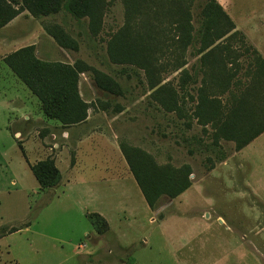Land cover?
I'll list each match as a JSON object with an SVG mask.
<instances>
[{
	"label": "rangeland",
	"instance_id": "rangeland-1",
	"mask_svg": "<svg viewBox=\"0 0 264 264\" xmlns=\"http://www.w3.org/2000/svg\"><path fill=\"white\" fill-rule=\"evenodd\" d=\"M106 1L96 35L91 34L86 18L77 21L64 11L33 15L29 6L39 8L37 0H0V27L5 25L1 23L9 14V6L19 11L16 16H21L5 34L23 36L34 28L45 32L48 26L62 39L69 36L66 42L70 47L62 48L84 65L81 79L83 83H93L96 91L92 103L105 106L108 115L122 108L114 121L117 141L141 147L159 164H189L192 184L175 198L162 196L154 210L145 202L136 181H128L123 185L127 196L110 203L112 209L117 208L109 213L110 230L105 238L97 236L84 208L103 207L107 202L86 206L77 198H58L59 189L55 193L41 192L27 168V162L36 159L32 153L35 150H40L42 158L54 156L61 149L64 138L60 132L64 129L52 131L58 133L54 139L43 137V129L37 124L6 108L3 87L7 81L1 79L0 264H264V132L239 151L234 150L231 141L213 142L209 120L216 110L214 99L224 101L227 95L221 94L217 72L212 73L211 81L208 71L205 87L200 83V55H196V49L204 7L209 0L191 2L194 40L184 53L177 42L179 30L173 18L161 13L155 19V5L150 0L140 5L143 13L139 15L133 14V0ZM217 1L239 34L223 43L229 48L220 46L215 52L228 49L240 53L250 47L264 57V0ZM147 21L157 30L153 31L157 36L155 48L149 35L142 33L147 30ZM136 31H141V38L135 36ZM46 32L53 40H43L40 51L56 44L57 50H46L49 58H63L58 51L61 46ZM115 34H120L126 43L117 46L114 40L111 58L107 44ZM179 59L186 62L188 76L173 71ZM249 59V54L240 56L241 69L235 79H247L243 73ZM97 73L110 76L112 94L96 85ZM172 91L181 110L171 111L166 105ZM33 98L38 103L34 95ZM25 142L37 149L30 152ZM54 143L58 146L54 147ZM110 154L117 159L114 152ZM69 157L72 160L73 153H64L65 165L59 164L61 170H65ZM132 212L134 219L128 215Z\"/></svg>",
	"mask_w": 264,
	"mask_h": 264
},
{
	"label": "trees",
	"instance_id": "trees-1",
	"mask_svg": "<svg viewBox=\"0 0 264 264\" xmlns=\"http://www.w3.org/2000/svg\"><path fill=\"white\" fill-rule=\"evenodd\" d=\"M133 1L136 2L133 7V14H142L140 5L147 0ZM37 2H39V8L34 4L29 6L33 15H49L64 11L77 21L86 18L92 35L98 33L107 5L106 0H37ZM42 2H46V5H43ZM191 2L192 0H150V3L155 5L153 7L155 19L161 13L173 18L175 28L179 30L177 42L179 40V48L182 53L194 40L193 33H191ZM6 7L9 14L4 18L1 25L6 24L19 12L15 8ZM141 22H143L142 25L146 24V21ZM152 26L151 21H147V30L142 31V33L149 35L150 44H154L153 48H155L157 47V36L153 34V31L157 32V30ZM137 29L138 27H136ZM46 31L51 33L61 47H70L66 42L69 36L67 39H62L48 29V26ZM198 32L197 41L199 45L196 49V55H200L198 58L199 70L202 73L200 83L202 87H205L208 71L211 81L212 73L217 72L222 84L221 94L227 95L224 101L214 99L217 100L216 110L209 120L213 130V142L217 144L219 139L231 141L234 150L239 151L264 132V57L256 49L250 47H245V51L240 53L228 49L226 52H215L216 48L220 46L221 49L229 48L223 43L229 42L239 34L233 20L217 0H209L204 7L203 20ZM142 33L136 31L135 36L141 38ZM114 40L117 42L116 45L119 44L117 46L126 43L120 34H115L107 44V53L111 58H113ZM141 40L138 39L137 42H141ZM138 46L137 44L136 48ZM244 54H249L250 59L243 73L247 79L242 82L240 77L237 79L235 77L241 69L240 56ZM3 60L31 92L39 98L42 109L47 116L58 119L63 126L75 124L86 118L90 103L81 99L77 87L79 73L85 71L82 63L74 61L73 64H69L42 59L37 56L35 45H27L10 52ZM185 64L184 60H177L173 65V71L179 70L181 75L188 76L184 67ZM195 80L193 78V82ZM108 81L110 82L111 79L106 73L95 75L96 85L105 93L112 94L113 89L109 87ZM157 84H153L151 88ZM171 93V101L165 104L169 106L171 111L181 110L182 108L179 107L177 99H175V92L172 91ZM198 104L200 101L196 103V106ZM101 107L106 108L105 106ZM121 110L122 108L118 107L115 112ZM247 114L253 116H246ZM119 148L147 205L151 209L156 208L162 196L170 199L175 198L191 186L192 168L189 164L183 163L179 166L171 163L159 164L153 155L127 141H119ZM30 168L39 186L43 189L56 186L61 179V173L51 157L38 160L31 164ZM86 217L96 234H103L109 229L107 220L101 214L87 212Z\"/></svg>",
	"mask_w": 264,
	"mask_h": 264
},
{
	"label": "crops",
	"instance_id": "crops-1",
	"mask_svg": "<svg viewBox=\"0 0 264 264\" xmlns=\"http://www.w3.org/2000/svg\"><path fill=\"white\" fill-rule=\"evenodd\" d=\"M20 16L21 15L13 17V19L7 22L4 26L0 27V80L7 81V84L3 87V97L5 99L3 103L6 108L17 113H22V115L24 114L25 120L29 123H35L37 124V127L42 128V132L44 133L43 137L49 136L51 139H54L57 137L58 133L52 131L56 128L64 129L60 132L62 138H64L61 149L54 156H49L53 158L55 165L58 167L61 173V179L56 186L44 189L41 188L37 182L38 188L41 192H46L48 190L49 192L54 193L59 189L61 190V193L57 195L58 198H77L78 202H83L86 206L93 205L92 203L100 201L107 202L108 205L98 208L94 207L91 210L86 207L84 208V212L85 214L87 212H97L101 214L107 220L109 225L108 230H110L109 213L111 210L115 211L117 209L115 207L112 209L110 203L120 197L124 198L127 196V191L123 185H126L128 181L133 184L132 180L134 179L123 155H121L122 153L119 148V142L117 141V133L116 130H114V121L122 112H115L108 115L106 108H102L96 103L93 104L92 102H95L97 97H95V87L93 83H90L88 80L86 83H83L81 79L83 72H81L79 73L77 87L81 99L86 103H90L87 109L86 118L75 124L63 126L58 119L47 116L42 109L39 98L16 76V74L4 62L3 58L8 53L21 47L35 45L36 54L42 59L61 61L69 64H73L74 60L68 56L67 50L62 47H58V51L63 58L50 59L46 50H57L56 44L53 45V47L50 46L48 49H44V51H40L39 44L42 43L43 40H47V37L50 38L51 41L53 40L46 31L44 32L40 31L38 28H34L23 36H15L13 33L5 34L8 28L12 26ZM3 63L11 70L12 74H14L28 88L30 93L25 91L13 75H10L11 77L8 75V71H5L4 66L2 65ZM3 73H7V76ZM33 95L37 98L38 103L33 98ZM7 112L10 113V111ZM34 132H38V130H35ZM25 143L28 145L30 152L32 148L37 149L32 143ZM55 145L58 146L57 143L53 144V146ZM39 151L40 150L38 149L32 152L36 157L34 162H27V168L31 173L32 170L30 165L45 158H40ZM110 152H114L117 159L116 157H113ZM64 153H67L68 155L69 153H73V159L71 160L69 157L68 164H66L65 170L63 171L59 168V164H61V166L62 164L65 165L63 159ZM23 155L25 157L24 151ZM117 162L121 165H117ZM120 168L121 170L119 171ZM94 171H97L95 175ZM99 171L100 173H98ZM119 185H121V188ZM128 208L129 207H127V210ZM128 215L132 219L136 217L133 212L128 213ZM106 232L100 235L97 234V236L105 238ZM104 241L106 242V239H104ZM109 251L111 250L109 249Z\"/></svg>",
	"mask_w": 264,
	"mask_h": 264
},
{
	"label": "built area",
	"instance_id": "built-area-1",
	"mask_svg": "<svg viewBox=\"0 0 264 264\" xmlns=\"http://www.w3.org/2000/svg\"><path fill=\"white\" fill-rule=\"evenodd\" d=\"M19 134L18 132L16 133V135ZM57 145H55L54 147H56Z\"/></svg>",
	"mask_w": 264,
	"mask_h": 264
}]
</instances>
